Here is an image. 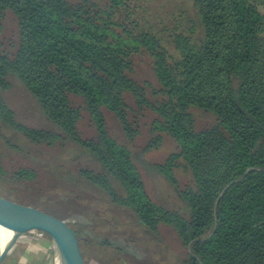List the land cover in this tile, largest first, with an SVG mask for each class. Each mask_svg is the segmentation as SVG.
I'll return each instance as SVG.
<instances>
[{
    "label": "trees",
    "instance_id": "obj_1",
    "mask_svg": "<svg viewBox=\"0 0 264 264\" xmlns=\"http://www.w3.org/2000/svg\"><path fill=\"white\" fill-rule=\"evenodd\" d=\"M191 1V11L179 6L153 15L146 0H0V34L7 12L18 26L13 51L0 42V136L9 128L31 143L72 142L84 150L99 169L81 168L80 177L113 206L129 209L152 244L168 249L162 231L170 229L188 248L183 264H264V0ZM138 56L148 60L154 82L133 76ZM12 77L52 129L18 120L4 96ZM193 109L212 123L200 128ZM85 114L92 137L81 130ZM107 114L129 143L147 126L145 150L160 148L165 135L173 141L174 151L155 168L186 208L151 197ZM179 167L192 177L183 188ZM38 178L32 167L8 172L0 151L2 182ZM50 179L60 187L58 176ZM38 232L52 241L36 227L23 234ZM2 264L16 262L8 256Z\"/></svg>",
    "mask_w": 264,
    "mask_h": 264
},
{
    "label": "rangeland",
    "instance_id": "obj_2",
    "mask_svg": "<svg viewBox=\"0 0 264 264\" xmlns=\"http://www.w3.org/2000/svg\"><path fill=\"white\" fill-rule=\"evenodd\" d=\"M144 1L136 0L139 3ZM146 1L153 15H164L179 6L192 10L191 0ZM2 24L0 42L6 52H11L12 44L17 40V20L12 13L7 12ZM135 62L136 70L133 76L139 81L148 79L154 82L155 78L148 60L138 56ZM11 80L14 85L4 93V96L15 110L18 120L32 127L52 129V123L42 112L40 113L31 94L24 87L17 85L15 77ZM193 112L200 128L212 123L213 118L209 114L200 109H193ZM107 117L113 136L131 149L151 197L172 210L186 208V203L155 168L156 164L164 162L174 151L173 141L165 135L160 148L145 150L151 138L147 126L143 127L141 135L134 143H129L115 116L107 114ZM80 126L84 137L95 135V128L87 114ZM3 132L4 135L0 136V151L7 171L12 172L18 167H32L38 172L39 178L33 181L21 179L20 182L0 180V195L21 203L32 202L36 204V208L60 217L68 227L78 233L76 237L84 264H183L187 258L188 248L170 229L162 231L168 249L159 243L152 244L144 228L136 222L129 209L113 206L103 192L80 177L81 168L99 169L98 163L84 150L72 142H66L64 146L40 145L29 142L13 129H4ZM5 137L12 138L14 144H19L21 150L9 147ZM10 174H7L8 178ZM51 174L59 177L60 187L54 188L56 183L53 179L49 180ZM176 176L182 188L192 179L190 172L181 167L176 169ZM6 230L14 232L7 246L16 231L9 226ZM43 236L44 234L40 232L32 235L20 234L12 246L13 249L8 252L9 256L13 257L21 252L22 248L28 247L33 251L46 253L50 259L49 263H53V242L50 254L49 249L42 245ZM105 240L111 241L112 246L107 247L104 244ZM109 251L110 254L107 256Z\"/></svg>",
    "mask_w": 264,
    "mask_h": 264
},
{
    "label": "water",
    "instance_id": "obj_3",
    "mask_svg": "<svg viewBox=\"0 0 264 264\" xmlns=\"http://www.w3.org/2000/svg\"><path fill=\"white\" fill-rule=\"evenodd\" d=\"M241 178L230 182L221 195L230 185ZM0 222L16 231L11 242L0 254V264L17 240V237L32 227L44 230L51 237L54 252L53 264H84L74 231L60 218L31 205L23 204L0 195ZM189 251L191 252V246H189Z\"/></svg>",
    "mask_w": 264,
    "mask_h": 264
},
{
    "label": "crops",
    "instance_id": "obj_4",
    "mask_svg": "<svg viewBox=\"0 0 264 264\" xmlns=\"http://www.w3.org/2000/svg\"><path fill=\"white\" fill-rule=\"evenodd\" d=\"M6 227H7V225L4 224V230L0 232V254L3 252L4 247L6 246V244L8 243V241L10 240V238L14 234V232H12V231L8 232L6 230ZM42 245L45 246L46 248L50 247V249H51L52 241H49L47 237L43 236ZM8 252L5 255V258L2 260V262L9 256L10 252L9 253ZM12 260L14 262H16V264H42V262H44V264H45V262H46V264H53L52 262L49 263L50 259H49V257H47L46 253L41 252V251L36 252V251L28 249V247L22 248L21 252L17 253V255H14L12 257ZM2 262H1V264H2Z\"/></svg>",
    "mask_w": 264,
    "mask_h": 264
}]
</instances>
